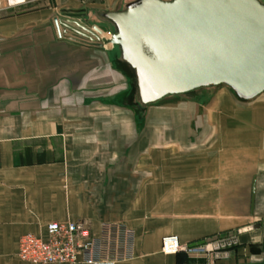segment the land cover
<instances>
[{
  "label": "crops",
  "instance_id": "0c3cea01",
  "mask_svg": "<svg viewBox=\"0 0 264 264\" xmlns=\"http://www.w3.org/2000/svg\"><path fill=\"white\" fill-rule=\"evenodd\" d=\"M129 1L0 0V264H33L19 238L77 219L134 230L133 256L116 264H206L163 254L161 238L225 233L238 245L214 264H264V91L142 103L101 15ZM60 17L102 32L68 39Z\"/></svg>",
  "mask_w": 264,
  "mask_h": 264
},
{
  "label": "water",
  "instance_id": "95a60500",
  "mask_svg": "<svg viewBox=\"0 0 264 264\" xmlns=\"http://www.w3.org/2000/svg\"><path fill=\"white\" fill-rule=\"evenodd\" d=\"M101 15L114 24L108 42L133 68L142 103L220 84L245 100L264 91L260 0H132ZM60 20L71 40L94 42L102 32ZM55 26L61 35L57 18Z\"/></svg>",
  "mask_w": 264,
  "mask_h": 264
},
{
  "label": "built area",
  "instance_id": "2783aa9c",
  "mask_svg": "<svg viewBox=\"0 0 264 264\" xmlns=\"http://www.w3.org/2000/svg\"><path fill=\"white\" fill-rule=\"evenodd\" d=\"M134 239V230L124 222H106L92 231L84 219L50 221L46 238L34 233L19 238L17 257L33 264H116L133 256ZM237 245L236 233L187 243L168 234L161 238L160 250L166 255L202 257L206 264H214L229 258Z\"/></svg>",
  "mask_w": 264,
  "mask_h": 264
},
{
  "label": "rangeland",
  "instance_id": "374dc122",
  "mask_svg": "<svg viewBox=\"0 0 264 264\" xmlns=\"http://www.w3.org/2000/svg\"><path fill=\"white\" fill-rule=\"evenodd\" d=\"M124 8V5H121L120 7H118L116 10H120V9H123ZM103 17V16H102ZM102 19V18H101ZM103 19H105L104 17H103ZM91 29V28H90ZM112 32V31H111ZM206 91H208V90H206ZM183 96V95H182ZM182 96H179V97H182ZM165 98L166 99H168V96H165Z\"/></svg>",
  "mask_w": 264,
  "mask_h": 264
}]
</instances>
